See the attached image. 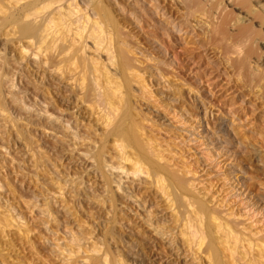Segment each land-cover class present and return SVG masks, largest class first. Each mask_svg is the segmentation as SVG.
I'll return each mask as SVG.
<instances>
[{
	"label": "rangeland",
	"instance_id": "obj_1",
	"mask_svg": "<svg viewBox=\"0 0 264 264\" xmlns=\"http://www.w3.org/2000/svg\"><path fill=\"white\" fill-rule=\"evenodd\" d=\"M18 1L19 0H16L14 3L12 0H0V69H3H1L0 72V85L2 87V90H0V98L2 100L0 104L4 107L2 108L5 109L4 112L1 113H7V118L10 117L12 120L14 119V122L11 121L12 123L9 122L11 120L10 118H8V120L10 119L9 121H5V127H1L2 129H0V132L4 129L2 131L3 134L1 135L0 133V137L3 136L4 139H6H0L3 144H8L10 146L6 145L9 147V150L11 149L9 152L12 153V156H15H13L14 158L17 157L20 161L26 162H24L26 168L32 163L34 166L36 165V170L33 165L27 169L33 168L35 172L38 171L36 172L38 175L37 177L41 181L42 179L44 182L46 181V184H49L51 181L52 184H55V182H64V184H66L68 180H71L72 178L74 179V176L78 183L81 181V184L76 182L72 184V186L67 183L69 186L66 188V193L67 195L69 194L67 200L71 202L69 203V205H71L70 207L73 206V217L75 216L74 218H76L80 224L83 223V226L87 225L85 228L89 227L90 230L92 229V233L96 235L95 237H97L98 240L100 239V243L103 241L104 244H102V247L106 246L104 248H110L113 253L118 250L115 254L123 261H126L124 262L126 264H185L176 250H171L163 241L156 239V237L152 236L146 229H144L141 223H139V220L132 215L133 213H131L132 211L134 212V210L136 212V207L133 204L124 201L119 192L113 190L112 187L110 188L109 184H104V176L102 177V174L100 173L101 171H99V166H96L95 158L98 153L96 150L99 151L103 148L102 150L106 153L109 149L108 146H111L109 143H112L111 139H113V137L111 134L107 135V129H105L106 132L103 130L105 127L102 128L103 125H101V123L104 118L103 116L98 118L99 112L96 113L98 108L97 106L95 108V105L92 104L94 103L93 101L98 100V97L95 98L92 92H88V90L92 89L93 82L95 83L98 78L99 81L97 80L96 82H98L99 87H102H97L99 88L97 95L99 94L98 96H100L101 91L103 90H108L107 93L109 94L110 90L112 95L114 93L113 97H115H110L111 94L108 95V99L111 103L116 98L122 99L118 101L115 100L117 104L119 103V106L122 105L120 107L118 106L119 110L120 108L123 109L121 111L126 110L125 112H119L120 114L127 113L126 117H128V120L125 118V121L126 123L127 121L129 122L126 125L133 124H131V126H133V131L138 134L136 135L139 136V139L141 138L140 140L138 139L140 145L146 147V143L153 142L155 144H150L154 145V148L157 147L158 150L160 149L156 154L159 155V158L163 157L158 160L155 157H153V159H156L158 163L160 161L162 163L164 162L163 164L166 166H163L167 168V170L163 168L161 162L159 165H161L165 171H170L167 174L168 176H165L166 172H163L162 169L161 175L163 176H160L165 179H160L162 182L160 181L158 184L162 186V191L165 189L164 193L166 195L169 193L168 197H172H169L171 200L170 203H176H171L174 207H172V212L180 214L183 208L181 207L183 206L181 202L182 198H184L183 200L186 199L187 202V199L189 198V202L191 200L190 204L193 203L192 206H196L198 202H205L204 205L206 204V209L208 208L207 210H210L211 212L219 209L217 205L220 200L225 199L226 201L227 199L228 204L227 201L226 204L229 207L226 205L227 210L225 209L224 211L233 212L236 215L240 212L241 208L244 207V211H247L250 216L252 214L251 217L256 218L257 221L260 219V224L264 223V220H262L264 219V0H71L74 5L76 4L78 11L81 10L78 12V17H80L78 21L85 24L88 22L87 25H89V27H93L94 25V27H99L100 25L99 28L102 27L100 30L104 31H102L103 35L106 33L104 35L105 37L102 36L100 39L99 45H102L104 42L105 46L108 44V51L111 53V58L109 59L111 61L108 60L109 62L105 59V52L102 54L103 51L101 49L102 47L104 49V44L102 47L98 46L100 50L95 52L92 50L93 48H89L93 46H91L92 43L88 38H85V40L83 39L85 41V46L83 45L84 41L76 38L78 42L81 40L80 42L82 43H80V45H83V49L82 46H78V42H76L78 44L74 41L75 44L70 42L75 38L73 39L66 35L64 36L65 39L61 37V39L59 38L61 42L65 41L63 44H61L59 40H57L55 44L57 45L58 43L59 45H64L66 43L67 46V43H71V45L73 44L72 46L70 45L72 49L68 44V49L65 45L62 46L63 48H58L57 45V47L47 50V47L49 48V45L47 44L49 42L51 43L50 39L55 35H53V33L46 35L47 37H50L48 40L43 33L46 29L53 31L52 23L57 21L56 16L52 15V17L55 18H52L51 20L47 15L49 21L52 22L51 26H49L50 24H48L49 21L47 22L46 15L44 16L46 19L43 18V15L47 13V10H45L47 9L46 6L43 7L44 3L46 4V2H44L46 0H42L43 2L41 0H33V5H31V0ZM16 2L19 5H16ZM10 4L12 7L16 5L14 8L11 7L12 10L10 9L13 16L10 14V11L7 10L9 9L8 6ZM27 7H32L36 11ZM25 8H27V10L30 9L31 13H33L31 15L28 14L29 12L27 13ZM3 11H8L9 13H7L10 16H4L6 13ZM81 12L87 19L85 17L81 18L83 17L82 14H79ZM22 13L30 15L32 18L37 16L36 22L34 21L35 23H33L37 27L39 25V28L43 27L45 22H47V24H45L46 29H44L45 26L40 28L41 30L38 28L40 32L44 29L42 35L46 41L44 39V43H42L44 47L43 49L40 48L42 47L41 42L43 40H38L42 37H40L41 34H39L40 32L36 29L37 27L34 29L36 30V34L39 32L37 36L35 35V31L33 34L29 33L32 38L28 34H21L20 25L23 23L24 18V14ZM37 13L41 16H38ZM4 17L6 19H9V17H15L14 20L18 22H16L17 25L15 22L12 23V18L9 20L11 22H7V20H5V22ZM42 18L45 21H43ZM40 19L44 24H41ZM55 19L56 21L54 22ZM34 24H31L32 27ZM48 26L51 28L48 29ZM6 29L8 31H6ZM38 35L40 36L38 37ZM26 36L28 37L26 38ZM221 36L223 37L221 38ZM107 37H109L110 41L107 40ZM68 38H71L72 40ZM62 39L64 40L62 41ZM36 41L37 44H34ZM38 41L40 43H38ZM45 43L47 47H45ZM109 43H111V46ZM55 44L53 45L51 43L50 48L55 46ZM225 44L226 46L232 45L234 47L235 45L238 47L240 54L238 55L239 59L238 57L236 58L237 54L235 55L232 53L234 51V49L231 50L232 46L231 48H228V50L230 49L232 51L229 50L232 53L230 54V52L227 51ZM73 46H75V48ZM76 46L79 48L81 47L82 50L76 51V48H78ZM44 49H46V51ZM85 49L87 50L85 51ZM92 51L95 53H92ZM121 52L123 53V56ZM125 52L128 60L126 59V56L124 57ZM81 53L85 56L81 55ZM92 55L94 57L91 58ZM122 57L124 58L122 59ZM129 57L130 59L132 58L131 61H129ZM233 58L237 59H234L235 63L233 62ZM95 60L97 62H95ZM238 60L241 61V64ZM127 62H131L129 63L130 68L128 66L131 71L129 69L126 71L128 65ZM236 62L239 64H236ZM91 63L94 66L98 63V70L97 68H94L93 65L91 66ZM137 63L139 65L141 64V66ZM123 65H125V68H123ZM131 65L135 66V69ZM89 67H92V69L89 70ZM141 68L144 69L142 70ZM132 69H134V72L136 73H132ZM92 70L94 74L98 71V75L95 74V76L92 72L89 73V71ZM101 71L108 73L103 75L104 73H101ZM126 72H130L132 77ZM89 74H91V76L93 75L96 80L93 81V77H89ZM135 74L139 77H136ZM3 75L4 77L1 79V76ZM102 76L106 80H104ZM4 78H6V80H4ZM159 78L161 81L166 80L165 82L168 84L169 82L171 83V86L169 84L170 87L167 85L169 89H179L175 91L180 92L181 103L180 101H170L172 99L164 97L159 93L156 86V81L157 79L159 81ZM142 79H145V82L142 81L144 85L140 84L142 83L140 81ZM2 81H7V84L11 83L13 85H7ZM138 81L140 82L138 83ZM154 81L156 83H154ZM109 82H113L112 85ZM114 83L115 86L113 85ZM2 84L7 88L5 89ZM95 85L97 84L95 83ZM108 86H114V91L111 90L113 87L110 89ZM11 88L12 92L10 93ZM105 91L101 94V99L95 102L96 105L101 106L103 103L102 106H104L105 103L108 104L109 101L107 102L104 99L108 97H105L107 95ZM91 97H94V100ZM10 98L13 99L11 100ZM102 99L103 101H101ZM191 99H193V101ZM14 100L17 101L15 102ZM12 101L14 102L12 103ZM97 102H99V104ZM122 102H126V105L122 104ZM21 103L22 107H25L26 110L24 108L21 109ZM193 103L198 105V118H196H201L200 123H202L200 126L195 125L194 127L195 133L193 138H195V146H197V148L194 146V143L193 145L190 143L187 144L188 141L186 140L190 137L188 136L187 131H185L187 126L192 125L190 123H192L194 119L193 111L195 110L194 108L196 107V104L194 105ZM16 104H19V107ZM123 105L126 108H122L124 107ZM181 107L185 108L187 111L185 112V110H181ZM2 108L0 107V109ZM33 108L36 112H34ZM36 109H39L40 111L44 109L46 110L44 112L47 114L44 113V115L43 112H40L44 115L41 116V114L38 113L39 110L37 111ZM9 113L11 114L9 115ZM47 115L56 117L58 120L56 118L54 119L60 123L58 122L57 124V122L54 123L50 121V119L48 120L47 118L50 116L48 117ZM51 119L54 120L53 118ZM174 119L178 121L181 120V122L183 121L185 123H183V127L186 128L179 129L176 125L177 121ZM7 122L9 123L8 126L10 129L8 126L6 128ZM10 124H12L11 126H13L14 129L11 128ZM59 124L60 126L63 125L62 127H69L68 129H70V127L74 128V131L77 132L73 131L74 134H77L76 138H81L83 141H85L84 139H87L86 141L90 144L89 148H86L85 146V149L83 144L76 143L74 145L71 144V142L68 143L70 140L68 139L69 141H67L66 134L60 129ZM140 132L141 134H139ZM79 135L80 137L78 138ZM146 137H149L148 139L151 141L149 142ZM142 138H144V141H142ZM158 142L161 143L159 144ZM70 144L72 146L74 145V148L71 147ZM77 144L78 148L75 149ZM81 145L83 146L81 147ZM198 146H200V148H198ZM71 148L72 151L70 150ZM161 149H163V151ZM80 152H82V156H84L83 153L85 152V157H82L81 154L79 155ZM162 152L164 155H160ZM131 153L132 152H128L127 154L132 160H134L135 157H138L137 155L135 156L136 153ZM76 154L79 155L81 159L77 157ZM152 156L154 155L150 154L148 157L152 160ZM86 158L87 160H85ZM149 158L148 161H151ZM205 158H211L210 160L214 165H210L209 167L207 164L210 160L208 159L209 161L207 160V162H205ZM137 159H139V157ZM163 159L165 160L163 161ZM142 161L140 160L142 163L141 166L148 170L150 168L149 163L145 162L146 165L144 161ZM83 162H85V164ZM90 162L95 164L92 166V171L87 169V164H90ZM148 166L149 168H147ZM81 167L83 170L84 168L87 169V171H83ZM170 173H174V176L175 173H177L175 177H177L179 181L182 179L183 182L181 181L180 188L179 184H174V179V181H169V178L174 177H169ZM67 175L70 176L68 177ZM224 177L228 178V184L224 183ZM77 178L80 181H78ZM51 183L49 185H51ZM48 184L47 186L49 187ZM182 186L185 189L181 190ZM229 191L232 195L229 194L226 197L225 194ZM170 192L172 193L170 194ZM178 192H180V194ZM185 193L187 196L184 195ZM180 196L182 198H180ZM176 197L178 200L180 199L179 201L181 203ZM155 198L156 197H153L150 193H148L146 197L152 205L155 204V210L163 213V204L159 203ZM194 201H197L196 205L194 204ZM74 213L76 215H74ZM259 223H256L257 227H251V230L252 228H262V224L260 225ZM204 224H207L206 226H208L209 223H206L205 221ZM213 226L214 225H211V228L208 227L211 230L214 228ZM214 229H212L209 234L211 235L209 236L211 237L210 239H213L212 243L216 246L214 250H216V248L218 249L215 251L216 260L214 258L215 256H213V259L219 263L221 261L220 264H223V262H225L224 264H230L231 262L228 260L229 256L227 254L230 245L228 247L226 243H223L221 239L224 238V235H220L219 233L221 232L219 231H216V233L213 232L215 231ZM236 232L238 234L239 231ZM219 235L222 238L219 239ZM238 235L240 243L238 242V244L235 245V256L241 258V253L243 254L241 251L247 246L242 249L241 246H243V244L245 246L246 243L241 244L240 239H243V237L240 238V233ZM209 237L207 236L208 239L205 240V243L202 241L204 244L198 246L200 250L198 248L195 250L197 255L196 259H198V261H195L199 262L196 264L216 263H214V260L211 258L212 256H210L211 252L209 249L205 248L207 247L205 245L207 244L206 242L209 240ZM232 241L231 238L229 242L232 243ZM242 242H246V240L243 239ZM227 244L229 243L227 242ZM226 246L228 248H225ZM239 248H241V250H239ZM246 249H248V247ZM251 250L252 249H250V251ZM252 251L250 254H248V252L246 256L249 257L253 254ZM199 253H202V255H199ZM253 255L255 262H264L262 261V258L259 260L260 257H258L256 253ZM257 257L258 261H256L257 259L255 260ZM239 261L240 259H238V262ZM248 262L254 264L252 260Z\"/></svg>",
	"mask_w": 264,
	"mask_h": 264
},
{
	"label": "bare ground",
	"instance_id": "obj_2",
	"mask_svg": "<svg viewBox=\"0 0 264 264\" xmlns=\"http://www.w3.org/2000/svg\"><path fill=\"white\" fill-rule=\"evenodd\" d=\"M16 1V0H15ZM15 1H13L12 0V2H14L15 3ZM27 1H30V0H27ZM36 1V0H35ZM42 1V0H41ZM18 2H21L20 0L18 1ZM23 2H25V1H23ZM22 2V3H23ZM31 2V5H33L32 3H33V0H31L30 1ZM30 2H29V4H30ZM43 2V1H42ZM44 2H46V4L44 3V6L43 7H45L46 6V8L47 9H45V10H47V13L46 14H44L43 15V18L44 19H46L45 17H47V15L49 16V18L52 20V18H55V17H52V15L53 16H56V19H57V21H56V19L54 20V22L55 23H52L51 21H49V18L47 17V22H48V24H50L49 26H51V23H52V25H53V31L52 30H47L46 29V25L45 24H47V22H45V24H44V22H42V20L40 19V22H41V24L43 23L44 25H43V27H44V29H46V30H44V33H43V30H42V32H40L39 30H38V28H39V25H38V27L37 26H35V22H36V17L37 16H35V17H31L30 15L33 13H31V10H35V9H33L34 8V6H33V8L31 7H27V8H30V9H28L27 10V8H25L26 9V12L28 13V14H30V15H28V14H26V13H22V14H24V18H23V23L20 25V32H21V34H28L29 35V33H32L33 34V32L35 31V35L37 36V34L39 33V34H41V36L40 35H38V37L40 36V37H42L41 39H38V40H43L42 42H41V44L42 43H44V39L45 38H43L44 36L42 35V33L46 36V35H48V34H52L53 33V35H55V36H53L52 37V39H50V37H47L46 36V38L48 39H50V41H51V43L54 45L56 42H57V40H59L60 41V43L61 44H63V42H65V41H63L65 38H64V36H66V35H68V36H70L71 38H75L74 40H72L71 38H68V39H71L72 41H70V42H78L77 40H76V38L77 39H81L82 41H84L85 40V38H88V40H90L91 41V43L93 44H91V46H93V47H89L90 49H92L93 51H95V52H97L98 50H100V48H98V46H101L102 47V45L105 43H103V41H104V35L106 34H104L103 35V30H100L101 28H99L100 27V25H99V27H89V25H87L88 24V22H86L87 24H85V23H82L81 21H78V19L80 18V17H78V12L79 11H81V10H79L78 11V8H76V4L74 5L73 4V2L71 1V0H46V1H44ZM5 3V2H4ZM7 3V2H6ZM11 3V2H10ZM21 3V4H22ZM36 3V2H35ZM3 4V3H2ZM18 3L16 2V5H17ZM25 4V3H24ZM41 4V3H40ZM43 4V3H42ZM6 5V4H5ZM14 5V4H13ZM16 5H14V6H16ZM19 5V4H18ZM74 5V6H73ZM4 6V5H3ZM14 6L12 7V5L10 4L8 7H9V9H7V10H9L10 11V9H11V7L12 8H14ZM25 6V5H24ZM27 6V5H26ZM29 6V5H28ZM19 7V6H18ZM24 8V7H23ZM23 8H21V9H23ZM41 8V7H40ZM2 9V8H1ZM20 9V10H21ZM37 9H39V8H37ZM5 10V9H4ZM12 10V9H11ZM30 10V11H29ZM98 10V9H97ZM22 11V10H21ZM36 11V10H35ZM2 12V11H1ZM4 12V11H3ZM8 12V11H7ZM7 12H4V13H6V14H4V16L6 15V17L9 15ZM25 12V11H24ZM44 12H46V11H44ZM36 13V12H35ZM38 13H40V12H38ZM37 13V14H38ZM2 14V13H1ZM10 14H12L11 13V11H10ZM80 15L82 14V12L81 13H79ZM17 15V14H16ZM46 15V16H45ZM102 15V14H101ZM3 16V15H2ZM10 16V15H9ZM12 16H13V14H12ZM18 16V15H17ZM21 16V15H20ZM20 16H19V18H20ZM38 16H41L40 14H38ZM45 16V17H44ZM51 16V17H50ZM82 16H83V14H82ZM16 17V16H15ZM14 17V18H15ZM29 17H31V18H29ZM86 18V16H83V17H81V18ZM2 18V17H1ZM5 18V17H4ZM3 18V19H4ZM11 18H12V20H11ZM9 17V19H4V21L5 20H7V22H11L12 21V23L13 22H17V21H15L14 20V18L13 17ZM42 18V19H43ZM99 18V17H98ZM16 19H17V17H16ZM43 19V21H45ZM87 19V18H86ZM106 19V18H105ZM110 19V18H109ZM9 20H11V21H9ZM84 20V19H83ZM204 20H206V19H204ZM1 21V20H0ZM35 21V22H34ZM97 21V20H96ZM6 22V21H5ZM34 22V23H33ZM4 23V22H3ZM14 23V24H15ZM18 23V22H17ZM17 23H16V25H17ZM113 23V22H112ZM9 24V23H8ZM7 24V25H8ZM19 24H20V20H19ZM31 24H34L33 25V27H32V25ZM114 24V23H113ZM3 25V24H2ZM1 25V26H2ZM16 25H15V27H16ZM93 25V24H92ZM112 25V24H111ZM49 26H48V29H50L49 28ZM35 27H37L36 29L39 31L37 34H36V30H34L35 29ZM43 27H40V28H43ZM2 28V27H1ZM6 28H8V27H6ZM11 28V27H10ZM13 28H14V26H13ZM18 28H19V25H18ZM39 28V29H40ZM115 29V28H114ZM12 30V29H11ZM18 30V29H17ZM41 30V29H40ZM6 31H8L7 29H6ZM14 31V30H13ZM103 31V32H102ZM215 31V30H214ZM244 31H245V29H244ZM11 32V31H10ZM218 32V31H217ZM216 32V33H217ZM13 33V32H12ZM18 33H19V31H18ZM55 33V34H54ZM221 34V33H220ZM10 35V34H9ZM62 35H63V37H62ZM108 35V34H107ZM106 35V36H107ZM218 35V34H217ZM16 36V35H15ZM21 36V35H20ZM29 36H31V35H29ZM102 36H104L103 37V41H102V45H99L100 43V39L102 38ZM22 37V36H21ZM28 36H26V38H27ZM64 38V39H62V41L63 42H61V38ZM223 36H221V38H222ZM31 38H32V36H31ZM60 38V39H59ZM67 38V37H66ZM90 38V39H89ZM30 39V38H29ZM36 39H37V37H36ZM48 39V40H49ZM68 39H66V40H68ZM84 39V40H83ZM112 39V38H111ZM220 39V38H219ZM76 40V41H75ZM81 40H79V45L78 46H82V49H83V45L85 44V41H84V43H83V45L81 44L80 45V43H82V42H80ZM87 40V39H86ZM107 40H109L110 41V39H109V37H107ZM186 40V39H185ZM45 41H46V39H45ZM218 41V40H217ZM31 42V41H30ZM29 42V43H30ZM48 42V41H47ZM46 42V43H47ZM73 42V43H74ZM107 42V41H106ZM113 42V41H112ZM38 43H40L39 41H38ZM46 43L44 44L45 45V47H47L46 46ZM50 42L47 44V45H49V48L47 47V50L48 49H53V48H55V47H57V45H58V48L59 47H62V46H64L65 45V47H67L68 46V44L69 43H67V46H66V43L64 44V45H59L58 43H57V45L55 44V46H53V45H51V46H53L52 48H50V44H51ZM74 43V44H75ZM78 43H76V44H78ZM18 44V43H17ZM33 44V43H32ZM34 44H37V41H36V43H34ZM107 44V43H106ZM110 44V46H111V43H109ZM190 44V43H189ZM71 45V43L69 44V46ZM73 45V44H72ZM71 45V46H72ZM18 46V45H17ZM38 46V45H37ZM70 46V47H71ZM78 46H76V47H78ZM85 46V45H84ZM104 46H105V44H104ZM124 46V45H123ZM122 46V47H123ZM221 46V45H220ZM225 46H226V44H225ZM232 46V45H231ZM231 46L229 45V46H226L227 47V51H229L228 50V48L230 47L231 48ZM22 47V46H21ZM74 48H75V46H73ZM86 47H87V45H86ZM234 47H236V48H234ZM234 47L232 46V49L231 50H233L234 49V51L232 52L231 50V52L232 53H234L235 55H236V58L238 57V55H240L239 54V50H238V47L237 46H235L234 45ZM40 48H44L43 47V44H42V47H40ZM58 48H56V49H58ZM63 48V47H62ZM73 48V49H74ZM125 48V47H124ZM21 49H23V48H21ZM25 49V48H24ZM67 49H68V47H67ZM70 49V48H69ZM71 49H72V47H71ZM81 49V47L79 48H76V51L77 50H82ZM90 49H88V50H90ZM111 49V48H110ZM115 49V48H114ZM120 49V48H119ZM223 49H224V47H223ZM34 50V49H33ZM45 51H46V49H44ZM87 49H85V51H86ZM103 52H102V54L105 52V59H107V61L111 58L110 56H111V53H109V48H108V44L104 47V49H103V47H102V49H101ZM226 50V49H225ZM21 51V50H20ZM42 51V50H41ZM84 51V52H85ZM92 51V53H95V52H93ZM115 51V50H114ZM127 51H129V50H127ZM192 51V50H191ZM229 51V52H230ZM78 52H81V51H78ZM89 52V51H88ZM99 52H101V51H99ZM230 52V54H232ZM23 53H24V51H23ZM83 53V52H82ZM81 53V55H83ZM86 53V52H85ZM91 53V52H90ZM90 53H88V54H90ZM122 53V52H121ZM225 53H227V52H225ZM44 54V53H43ZM51 54V53H50ZM98 54V53H97ZM125 55H124V57L126 56V59L128 60V58H127V55H126V52L124 53ZM227 54H229V53H227ZM233 54V55H234ZM27 55V54H26ZM45 55H47V54H45ZM49 55V54H48ZM103 55V56H104ZM233 55H232V57H233ZM34 56H35V54H34ZM42 56V55H41ZM83 56H85V55H83ZM99 56V55H98ZM101 56V55H100ZM122 56H123V53H122ZM131 56V55H130ZM189 56V55H188ZM61 57V56H60ZM92 57H94L93 55L91 56V58ZM97 57V56H96ZM124 57H122V59L124 58ZM231 57V56H230ZM32 58V57H31ZM34 58V57H33ZM37 58V57H36ZM65 58V57H64ZM115 58V57H114ZM146 58V57H145ZM87 59V58H86ZM89 59V58H88ZM97 59V58H96ZM121 59V58H120ZM125 59V60H126ZM132 59V58H131ZM131 59H130V57H129V61H131ZM134 59V58H133ZM235 58H233V60H234ZM238 59H239V57H238ZM35 60V59H34ZM228 60V59H227ZM235 60H237V59H235ZM235 60L233 61L234 63H235ZM79 61V60H78ZM97 61H98V59H97ZM96 60H95V62H97ZM109 61H111V60H109ZM108 61V62H109ZM121 61H124V60H121ZM203 61V60H202ZM231 61H232V58H231ZM239 62H240V64H241V61L240 60H238ZM92 62V61H91ZM104 62V61H103ZM116 62H118V61H116ZM136 62V61H135ZM140 62V61H139ZM7 63V62H6ZM93 63V62H92ZM90 64L91 66L93 65V64ZM105 63V62H104ZM128 63V65H127V69H126V71L130 68V66H129V63H131V62H127ZM126 63V64H127ZM38 64V63H37ZM45 64V63H44ZM109 64V63H108ZM119 64V63H118ZM121 64H124V63H121ZM120 64V65H121ZM138 64V63H137ZM236 64H239L238 62H236ZM243 64V63H242ZM98 65V63L96 64V66ZM110 65V64H109ZM108 65V66H109ZM112 65V64H111ZM119 65V66H120ZM139 65V64H138ZM45 66V65H44ZM94 66V65H93ZM96 66H94V68H97V70H98V66L96 67ZM125 65H123V68H125L124 67ZM128 66H129V68H128ZM133 68L135 67V66H133V65H131ZM139 66H141V64L139 65ZM1 67V66H0ZM122 67V66H121ZM120 67V68H121ZM136 67H137V65H136ZM40 68V67H39ZM68 68V67H67ZM73 68V67H72ZM90 69L89 70H91L92 69V67H89ZM93 68V69H94ZM138 68V67H137ZM137 68H136V70H137ZM140 68V67H139ZM2 69V68H1ZM1 69H0V72H1ZM100 69V68H99ZM135 69V68H134ZM134 69H132L133 71H132V73L134 72ZM142 69V68H141ZM144 69V68H143ZM142 69V70H143ZM158 69V68H157ZM3 70V69H2ZM102 70H104V69H102ZM125 70V69H124ZM130 70V69H129ZM135 70V71H136ZM44 71V70H43ZM72 71V70H71ZM122 71V70H121ZM131 71V70H130ZM90 72H92L93 73V70L92 71H89V73ZM95 72V71H94ZM98 72V71H97ZM97 72H95V74L96 75H98V73ZM104 73L103 75H105V73L107 74L108 72H105V71H101V73ZM144 72V71H143ZM142 72V73H143ZM91 73V74H92ZM126 73H128V72H126ZM134 73H136V72H134ZM138 73V72H137ZM140 73V72H139ZM91 74H89V77L91 76ZM94 74V73H93ZM94 74V75H95ZM128 74H130V72L128 73ZM8 75V74H7ZM95 75V76H96ZM114 75H116V74H114ZM117 75H119V74H117ZM121 75V74H120ZM122 75H123V73H122ZM131 75V74H130ZM5 76H6V73H5ZM73 76V75H72ZM108 76V75H107ZM110 76V75H109ZM133 76H134V74H133ZM135 76L137 77L138 75L137 74H135ZM209 76V75H208ZM3 77H4V75L3 76H1V79H3ZM91 77H93V75L91 76ZM98 77H101V76H98ZM103 77V76H102ZM128 77V76H127ZM131 77H132V75H131ZM139 77V76H138ZM142 77V76H141ZM144 77V76H143ZM7 78V77H6ZM6 78H4V80H6ZM9 78V77H8ZM104 78V77H103ZM106 78H108V77H106ZM92 79V78H91ZM99 79V78H98ZM97 79V80H98ZM123 79V78H122ZM125 79V78H124ZM160 79V78H159ZM8 80V79H7ZM96 80V78L94 79V77H93V81H95ZM96 80V81H97ZM104 80H106L105 78H104ZM109 80V79H108ZM107 80V81H108ZM128 80H129V78H128ZM131 80V79H130ZM139 80V79H138ZM145 80V79H144ZM143 79L142 80H140L141 82L142 81H144ZM163 80V79H162ZM67 81V80H66ZM92 81V80H91ZM92 81V82H93ZM95 81V83L98 85V82H96ZM99 81V80H98ZM140 81H138V83L140 82ZM166 80H164V81H161V79L158 81V79H157V83L154 81V83H156V86H157V89H158V91H159V93L162 95V96H164V97H167V98H169V99H172V100H170V101H174V102H179L180 100H181V95L179 94L180 92L178 91H175V90H179V89H175V88H173L174 90H172V89H169V87L171 86V83L169 82V84H170V86H169V84L168 83H166L165 82ZM169 81V80H168ZM2 82H5V81H2ZM7 82V81H6ZM5 82V84H7ZM110 82H111V80H110ZM109 82V83H110ZM114 82V81H113ZM112 82V83H113ZM116 82V81H115ZM145 82V81H144ZM1 83V82H0ZM95 83L93 82V87H92V89L91 90H88V92H92L93 93V95H94V97L95 98H97L98 100L99 99H101V94H103V91H105V90H103V91H101V89H100V91H101V94H100V96H98L97 95V93L99 92L98 91V89L99 88H101V87H99V85L97 86V85H95ZM108 83V84H109ZM112 83H110L111 85H112ZM122 83V82H121ZM120 83V84H121ZM153 83V82H152ZM11 83H8L7 85H10ZM119 84V83H118ZM129 84V83H128ZM140 84H143V82L142 83H140ZM139 84V85H140ZM180 84V83H179ZM11 85H13V84H11ZM29 85V84H28ZM101 85V84H100ZM105 85V84H104ZM110 85V86H111ZM114 86H115V83L113 84ZM144 85V84H143ZM155 85V84H154ZM169 87H168V86ZM2 86L4 87V85L2 84ZM84 86V85H83ZM86 86V85H85ZM110 86H108V87H110ZM114 86H112L113 87V89H111L112 87H110V89L112 90V91H114ZM117 86V85H116ZM120 86V85H119ZM9 87V86H8ZM97 87H99V88H97ZM104 87V86H103ZM106 87V86H105ZM118 87V86H117ZM138 87V86H137ZM139 87H141V86H139ZM145 87H146V85H145ZM2 87H1V85H0V90H2L1 89ZM5 89L7 88V87H4ZM21 88V87H20ZM82 88V87H81ZM144 88V87H143ZM143 88H141L142 90H144ZM172 88V87H171ZM106 89H107V87H106ZM140 89V90H141ZM8 90H10V89H8ZM127 90V89H126ZM145 90H147V89H145ZM154 90V89H153ZM175 91V92H174ZM188 91V90H187ZM12 92V88H11V90H10V93ZM16 92V91H15ZM108 92V90H106L105 91V93H107ZM109 94H111V91L109 90ZM117 92V91H116ZM116 92H115V96H116ZM105 93H104V95H105ZM113 93V92H112ZM145 93V92H144ZM144 93H142V94H144ZM151 93V92H150ZM5 94V93H4ZM20 94V93H19ZM79 94V93H78ZM77 94V95H78ZM87 94V93H86ZM108 93H107V95L105 96V97H107L108 95H109ZM91 95V94H90ZM89 95V96H90ZM92 95V96H93ZM113 95H114V93H113ZM113 95L111 94L110 95V97H113ZM155 95V94H154ZM197 95V94H196ZM195 95V96H196ZM10 96H11V94H10ZM41 96V95H40ZM85 96V95H84ZM118 96V95H117ZM121 96V95H120ZM159 96V95H158ZM1 97H3V96H1ZM12 97V96H11ZM94 97H91V98H93V100H94ZM124 97V96H123ZM130 97V96H129ZM163 97V98H164ZM5 98V97H4ZM14 98V97H13ZM13 98H10L11 100L13 99ZM77 98V97H76ZM90 98V99H91ZM102 98H104V97H102ZM109 96L107 97V98H104L107 102L109 101ZM113 98H115V97H113ZM113 98H111V99H113ZM118 98H120V97H118ZM141 98V97H140ZM16 99V98H15ZM132 99V98H131ZM142 99V98H141ZM161 99H162V97H161ZM194 99V98H193ZM193 99H191L192 101H193ZM92 100V99H91ZM98 100H96V101H98ZM104 100V101H105ZM114 100V99H113ZM115 100H122V99H115ZM114 100V101H115ZM125 100V99H124ZM146 100V99H145ZM158 100V99H157ZM190 100V101H191ZM1 98H0V103H1ZM15 101V100H14ZM14 101H12V103L14 102ZM17 101V100H16ZM15 101V102H16ZM96 101H93L94 103H92L93 105H95V108H96V106H97V112L96 113H98L99 114V116H98V118H100V116H103V121H102V123H101V125H103L102 126V128L103 127H105L103 130L105 131V129H107V131L108 132H106L107 133V135H112V137H113V139H111V141H112V143H109L111 146H108L109 147V149H111V150H109L108 149V153L106 154L105 153V151H103L102 149H100L99 151L98 150H96L98 153L96 154V166L98 165L99 166V171H101L100 173L102 174V177L104 178V184H109L110 186V188L112 187V189L113 190H115V191H117V192H119V194H120V196L122 197V199L124 200V201H126V202H128V203H130V204H133L135 207H136V212H135V210H134V212L132 211L131 213H133L132 215H134L135 217H136V219H138L139 220V223H141V225L144 227V229H146L152 236H154V237H156V239H159V240H161V241H163L171 250H176V252L181 256V258L183 259V262L185 263V264H196V263H199V262H197L198 261V259H196V257H197V255H196V251L195 250H197V248L200 250V248L198 247L199 245H201V244H204L205 243V240L206 239H208L207 238V236L209 237V236H211V235H209L210 234V232H211V230L212 229H214L215 231H213V232H215L216 233V231H219V232H221V233H219L220 235L221 234H223L224 236V238H222V237H220V235H219V239L220 238H222L221 240H222V242L223 243H226V245H228V247H229V245H230V249L226 246L225 248H228V252H227V254H228V260H230V264H240V262H241V264L243 263V264H252L251 262H248V261H250V260H252V262L254 263V264H264V262H255L254 261V253H256V255L258 256V257H260L259 258V260L262 258V261H264L263 259H264V223L262 224V228H256V229H253L254 228V226L255 227H257L256 225V223L258 222L259 223V221H260V219H258V221H257V219L256 218H253V217H251L252 216V214H251V216H250V214H248L247 213V211H244V207L243 208H241V210H240V212L238 213V214H234L233 212H229V211H224L225 209L227 210V204H228V201H227V199H226V201H227V204H226V201H225V199H222V200H220V202L218 203V207H219V209L217 210V211H214L213 210V212H215V213H213V212H211L210 210L208 211L207 209H206V207H205V205H204V203L203 202H198L197 203V205H196V202L194 201V204L196 205V206H192V204H190L191 203V200H190V202H189V198L188 197H186V198H188L187 200H188V202L186 201V199L185 200H183L184 198H182L181 196H180V198H182L181 199V202H182V205L183 206H181V207H183L182 208V210H181V212H180V214H176V212H172V209L174 208L173 207V203L174 202H171L170 203V199H169V197H168V195H169V193H168V195H166L164 192H165V189H164V191H162V186H160L158 183L161 181V180H163V179H165V178H161V176H163V175H161L162 174V169L163 168H165L164 166H166V165H164L161 161V163H162V166H163V168H162V166L161 165H159L160 164V162L158 163V161H156V159L158 160V159H161V158H159V155L158 154H156V152L158 153V151L160 150H158V148L157 147H155L154 148V145H151V144H155V143H153V142H150L151 140H149L147 137V139L149 140V142L151 143H146V147L144 146V147H142L141 145H140V142H139V140L141 139H139L138 137L139 136H137L138 134L137 133H135V131H133V126H131V124L130 125H126L129 121H127V123H126V121H125V118H126V120H128V117H126V115H127V113H121L120 114V112L119 111H121V110H123V109H121L120 108V110H119V108H118V104H117V102L115 101H113L112 103H111V101H109L108 102V104H104V106H102V104H101V106L100 105H96ZM101 101H103V99L101 100ZM105 101V102H106ZM169 101V102H170ZM194 101H195V99H194ZM11 102V101H10ZM120 102V101H119ZM127 102V101H126ZM125 102V103H126ZM153 102H155V101H153ZM163 102V101H162ZM197 102V101H196ZM98 104H99V102H97ZM121 103V102H120ZM125 103H123L122 102V104H125ZM128 103V102H127ZM166 103V102H165ZM180 103H181V101H180ZM187 103V102H186ZM2 104H3V102H2ZM117 104V105H116ZM154 104V103H153ZM182 104H183V101H182ZM192 104V103H191ZM190 104V105H191ZM194 104V103H193ZM196 104V103H195ZM194 104V105H195ZM16 105H18V107H19V104H16ZM21 105V107H22V103L20 104ZM126 105V104H125ZM193 105V106H194ZM211 105V104H210ZM15 106V105H14ZM26 106V105H25ZM27 106H29V105H27ZM120 106H122V105H120ZM119 106V107H120ZM124 106V105H123ZM132 106V105H131ZM184 106V105H183ZM193 106H191V107H193ZM196 106V107H195ZM194 107V113H193V115H194V119H193V121H192V123H190V124H192L191 126L189 125V126H187V129H185L183 126V121L181 122V120H176V119H174L175 121H177V127L179 128V129H185V131H187V133H188V136L190 137L188 140H186V141H188V143L187 144H192L193 145V143H194V146H195V138H193V135H194V127H195V125L197 126V125H201L202 123H200V119H197L198 118V114H197V110H198V105L196 104ZM0 107L2 108L3 106H1V104H0ZM30 107V106H29ZM28 107V108H29ZM185 107V106H184ZM4 108V107H3ZM0 109V121H1V123H0V129H2L1 127H5V121H9L11 118L10 117H8V118H10L9 120H8V118H7V113L5 114V113H1V112H4V110L5 109ZM25 109V107H22L21 109ZM122 108H126L125 106L124 107H122ZM166 108V107H165ZM182 108V107H181ZM134 109V108H133ZM187 109V108H186ZM189 109V108H188ZM26 110V109H25ZM29 110H31V109H29ZM33 110H34V108H33ZM37 110V109H36ZM39 110V109H38ZM37 110V111H38ZM96 110V109H95ZM125 110V109H124ZM181 110H185V108H182ZM191 110V109H190ZM190 110H188V111H190ZM6 111H7V109H6ZM18 111V110H17ZM44 111H46V110H42V111H40L39 110V114H41L40 112H43V114L44 113H46V112H44ZM126 111V110H125ZM125 111H121V112H125ZM129 111V110H128ZM135 111V110H134ZM139 111V110H138ZM187 110H185V112H186ZM192 111V110H191ZM21 112V111H20ZM34 112H36L35 110H34ZM33 112V113H34ZM22 113V112H21ZM25 113V112H24ZM38 113H36L37 115H39ZM137 113V112H136ZM164 113V112H163ZM6 116H5V115ZM11 113H9V115H10ZM43 114H41V116L43 115ZM47 114V113H46ZM49 114V113H48ZM203 114H205V113H203ZM19 115V114H18ZM45 115V114H44ZM43 115V116H44ZM131 115V114H130ZM138 115V114H137ZM182 115V114H181ZM217 115V114H216ZM48 117L50 116V115H47ZM59 116V115H58ZM19 117V116H18ZM27 117V116H26ZM46 117V116H45ZM136 117V116H135ZM178 117V116H177ZM197 117V118H196ZM204 117V116H203ZM47 118V117H46ZM51 118H56V117H49V118H47L48 120L50 119V121H52V122H54V123H56L57 122V120H52ZM68 119V118H67ZM133 119V118H132ZM188 119V118H187ZM204 119V118H203ZM14 120V119H13ZM12 119L9 121L10 123H12V122H14ZM17 120V119H16ZM101 120H102V117H101ZM12 121V122H11ZM49 121V122H50ZM98 121V120H97ZM18 122V121H17ZM51 122V123H52ZM59 122V121H58ZM58 122H57V124H58ZM68 122V121H67ZM99 122V121H98ZM167 122V121H166ZM190 122H191V120H190ZM20 123V122H19ZM60 123V122H59ZM64 123V122H63ZM104 123V124H103ZM163 123V122H162ZM8 122H7V125H6V128H7V126H8ZM14 124V123H13ZM57 124H55V125H57ZM62 124V123H61ZM185 124V123H184ZM12 124H10V126H11ZM49 125V124H48ZM133 125V124H132ZM18 126V125H17ZM25 126V125H24ZM63 125H61L60 126V124H59V127H60V129L61 130H63V132L66 134H64L65 136H66V138H67V141H69L68 143H70L71 142V144H76V143H78V144H83L84 145V148H85V146H86V148H89V146H90V144L88 143V141H86L87 139H84L85 141H83V140H81V138L80 139H77L76 137H77V132L76 131H74V128H71L70 127V129H68L69 127H62ZM138 126V125H137ZM140 126V125H139ZM149 126V125H148ZM20 127V126H19ZM48 127V126H47ZM55 127V126H54ZM73 127V126H72ZM143 127V126H142ZM203 127V126H202ZM8 128L10 129V127L8 126ZM11 128H13V126H11ZM100 128V127H99ZM14 129V128H13ZM16 129V128H15ZM72 129V130H71ZM77 129V128H76ZM75 129V130H76ZM4 130V129H3ZM2 130V131H3ZM18 130V129H17ZM135 130V129H134ZM142 130V129H141ZM198 130V129H197ZM0 132L1 133V135L3 134V132ZM13 131V130H12ZM19 131V130H18ZM21 131V130H20ZM48 131V130H47ZM54 131V130H53ZM57 131V130H56ZM76 132L75 134H74V132ZM81 131V130H80ZM138 131V130H137ZM140 131V130H139ZM166 131V130H165ZM180 131V130H179ZM9 132V131H8ZM58 132V131H57ZM62 132V131H61ZM145 132V131H144ZM5 133V132H4ZM17 133V132H16ZM53 133V132H52ZM81 133V132H80ZM105 133V134H106ZM109 133V134H108ZM166 133V132H165ZM7 134V133H6ZM12 134V133H11ZM22 134V133H21ZM63 134V133H62ZM83 134V133H82ZM104 134V135H105ZM137 134V135H136ZM139 134H141V132L139 133ZM0 135V136H1ZM58 135V134H57ZM60 135V134H59ZM76 135V136H75ZM146 135V134H145ZM147 135H148V133H147ZM146 135V136H147ZM14 136V135H13ZM16 136V135H15ZM20 136V135H19ZM25 136V135H24ZM64 136V137H65ZM141 136V135H140ZM142 136H143V134H142ZM187 136V137H188ZM59 137V136H58ZM80 137V135L78 136V138ZM110 137V136H109ZM145 137V136H144ZM153 137H154V135H153ZM0 138H2V140L4 139V137L2 136V137H0ZM60 138H61V136H60ZM84 138V137H83ZM82 138V139H83ZM6 139V138H5ZM4 139V140H5ZM19 139V138H18ZM69 139V140H68ZM101 139V138H100ZM139 139V140H138ZM143 140L142 141H144V138H142ZM2 140L0 139V264H126V263H124V262H126V261H123L122 259H120L115 253L118 251H116L115 253H113L112 252V250H110V248H104V247H106V246H104V247H102V244H104L103 243V241L100 243V239L98 240V238L97 237H95L96 235H94L92 232L93 231H91L90 230V228L88 229V228H85L86 226H83V223L82 224H80V222H78L77 220H76V218H74L73 217V206L72 207H70L71 205H69V203H71L69 200H67V196L69 195H67V190H66V188L67 187H69L68 185H67V183L70 185V186H72V184H74V183H76L77 181H76V178H75V176H74V179L72 178L71 180H68V182L66 183V184H64V182L63 183H56L55 181V184H52L51 182V185H49L48 183V185H49V187L47 186V184H46V181L44 182L43 181V179H42V181L37 177L38 175L36 174V172H38V171H34V169L36 170V168H35V166L33 165V163L29 166V167H31L32 165L34 166V169L32 168H30V169H27V168H29V167H27L26 168V165H25V161H20L19 160V158H14L11 154L12 153H10L9 151L11 150H9V145L8 144H6V145H8V146H6L5 144H3L2 143ZM64 140V139H63ZM89 140V139H88ZM148 140H146V141H148ZM153 140V139H152ZM167 140V139H166ZM197 140V139H196ZM8 141V140H7ZM11 141V140H10ZM106 141V140H105ZM110 141V140H109ZM145 141V142H146ZM198 141V140H197ZM25 142V141H24ZM91 142V141H90ZM95 142V141H94ZM100 142V141H99ZM183 142V141H182ZM200 142V141H199ZM27 143V142H26ZM29 143V142H28ZM159 143V142H158ZM161 143V142H160ZM159 143V144H160ZM18 144V143H17ZM70 144V145H71ZM78 144H77V147H75V149L76 148H78ZM91 144H93V143H91ZM105 144V143H104ZM108 144V145H109ZM141 144H144V143H141ZM200 144V143H199ZM207 144V143H206ZM205 144V145H206ZM211 144V143H210ZM13 145H15V144H13ZM74 145L72 146L71 145V147H73L74 148ZM83 145H81V147L83 146ZM101 145V144H100ZM191 145V146H192ZM80 146V145H79ZM88 146V147H87ZM165 146H166V144H165ZM103 147H105V146H103ZM159 147V146H158ZM161 147V146H160ZM174 147V146H173ZM189 147H190V145H189ZM193 147V146H192ZM196 148H197V146H195ZM203 147V146H202ZM85 148V149H86ZM92 148V147H91ZM101 148V147H100ZM166 148V147H165ZM195 148V149H196ZM198 148H200V146H198ZM205 148V147H204ZM23 149H25V148H23ZM28 149V148H27ZM167 149V148H166ZM209 149V148H208ZM19 150V149H18ZM33 150V149H32ZM71 151H72V148L70 149ZM84 150V149H83ZM90 150V149H89ZM162 151H163V149H161ZM37 151V150H36ZM68 151V150H67ZM78 151V150H77ZM85 151V150H84ZM167 151V150H166ZM210 151V150H209ZM25 152V151H24ZM74 152V151H73ZM89 152V151H88ZM91 152V151H90ZM94 152V151H93ZM130 153V152H132L131 154H135V156L137 155L138 157H139V159L142 161H144V163L145 162H147V163H149V166H150V168H149V166L147 167V168H149L148 170L147 169H144L142 166H141V162H140V160L139 159H137L138 157H135L134 158V160H132L130 157H129V155L127 154V153ZM17 153V152H16ZM72 153V152H71ZM76 153V152H75ZM78 153V152H77ZM82 152H80L79 153V155L81 154ZM85 153V152H84ZM83 153V155L84 156H82V154H81V156L82 157H85V154ZM31 154V153H30ZM70 154V153H69ZM74 154V153H73ZM94 154V153H93ZM92 154V155H93ZM150 154L152 155H154V156H152V160H151V158H149L148 156H150ZM161 154H163L164 155V153L162 152V153H160V155ZM18 155V154H17ZM34 155V154H33ZM79 155H77L76 154V156L77 157H79ZM211 155H212V153H211ZM218 155V154H217ZM25 156V155H24ZM28 156V155H27ZM35 156V155H34ZM71 156V155H70ZM75 156V157H76ZM131 156V155H130ZM133 156V155H132ZM204 156V155H203ZM36 157V156H35ZM38 157V156H37ZM74 157V158H75ZM153 157H155L156 159H153ZM212 157V156H211ZM22 158H23V156H22ZM38 158H40V157H38ZM80 158V157H79ZM148 158L151 160V161H148ZM30 159V158H29ZM36 159V158H35ZM81 159V158H80ZM89 159V158H88ZM209 160L211 159V158H208ZM207 158H205V162H207V160H208ZM38 160V159H37ZM85 160H87V158L85 159ZM165 159H163V161H164ZM208 160V161H209ZM28 161V160H27ZM43 161V160H42ZM90 161V160H89ZM89 161H87V162H89ZM142 161V162H143ZM25 162V163H24ZM37 162V161H36ZM92 162H94V161H92ZM92 162H90V164L88 163L87 164V166H88V168L87 169H89V170H91L92 169V166H94L95 164L94 163H92ZM166 162V161H165ZM84 164H85V162H83ZM92 163V164H91ZM143 163V164H144ZM168 163V162H167ZM204 163V162H203ZM29 164V163H28ZM94 164V165H93ZM146 164V163H145ZM206 164V163H205ZM147 165V164H146ZM207 165H209V167H210V165H214V164H212V162H211V160L209 161V163L207 164ZM39 166V165H38ZM95 166V167H96ZM145 166V165H144ZM216 166V165H215ZM85 167V166H84ZM169 167V166H168ZM208 167V168H209ZM39 168V167H38ZM37 168V169H38ZM94 168V167H93ZM98 168V167H97ZM97 168H95V169H97ZM58 169V168H57ZM81 169H82V167H81ZM87 169H85L84 168V170L83 171H87ZM88 170V171H89ZM98 170V169H97ZM165 170H167V168H165ZM164 169H163V172L165 171ZM211 170V169H210ZM46 171H47V169H46ZM57 171V170H56ZM80 171V170H79ZM92 171V170H91ZM61 172V171H60ZM161 172V173H160ZM166 173H165V176L170 172H167V171H165ZM44 173H45V171H44ZM92 173V172H91ZM184 173V172H183ZM185 173H187V172H185ZM43 174V173H42ZM47 174V173H46ZM74 174V173H73ZM174 173H170V175H169V177L170 176H174L173 175ZM176 174L177 173H175V176H176ZM188 174V173H187ZM190 174V173H189ZM193 175H195L194 173H192ZM40 175V174H39ZM49 175V174H48ZM57 175V174H56ZM79 175V174H78ZM161 175V176H160ZM54 176V175H53ZM68 176V175H67ZM70 176V175H69ZM68 176V177H69ZM73 176V175H72ZM168 176V175H167ZM171 177V178H169V181L170 180H172V181H174L175 180V182H174V184L176 185V184H179L180 186H179V188L181 187V183L183 182L182 181V179H181V181H179L178 179H177V177ZM177 176H179V175H177ZM182 176V175H181ZM183 176H184V174H183ZM189 176V175H188ZM57 177V176H56ZM79 177V176H78ZM100 177V176H99ZM194 177V176H193ZM59 178V177H58ZM183 178V177H182ZM225 178V177H224ZM224 178H223V181H224V183L225 184H228V178H225V180H224ZM52 179V178H51ZM50 179V180H51ZM56 179V178H55ZM54 179V180H55ZM161 179V180H160ZM166 179H168V178H166ZM174 179V180H173ZM187 179V178H186ZM44 180H45V178H44ZM49 180V181H50ZM64 180V179H63ZM77 180H78V178H77ZM60 181V180H59ZM65 181V180H64ZM78 181H80V180H78ZM102 181V180H101ZM100 181V182H101ZM171 181V182H172ZM193 181V180H192ZM200 181V180H199ZM66 182V181H65ZM81 182V181H80ZM78 183V184H81V183ZM86 182H89V181H86ZM162 182V181H161ZM170 182V183H171ZM189 182V181H188ZM94 183V182H93ZM166 183V182H165ZM169 183V184H170ZM184 183H185V181H184ZM77 184V185H78ZM88 184V183H87ZM102 184V183H101ZM171 184H173V183H171ZM223 184V183H222ZM65 185H67V186H65ZM76 185V184H75ZM183 185H185V184H183ZM230 185V184H229ZM79 186V185H78ZM103 186V185H102ZM167 186V185H166ZM228 186V185H227ZM231 186V185H230ZM105 187V186H104ZM107 187V186H106ZM169 187V186H168ZM178 187V186H177ZM185 187V186H184ZM163 188H164V186H163ZM178 188V189H179ZM88 189V188H87ZM108 189V188H107ZM172 189V188H171ZM183 189H185V188H183V186H182V189L181 190H183ZM189 189V188H188ZM220 189V188H219ZM230 189V188H229ZM101 190V189H100ZM111 190V189H110ZM224 190V189H223ZM74 191V190H73ZM238 191V190H237ZM110 192V191H109ZM182 192V191H181ZM188 192V191H187ZM192 192V191H191ZM103 193V192H102ZM106 193V192H105ZM113 193V192H112ZM148 193H150L151 195H153V197H156L155 199H157V201H159V203H162L163 205V209H164V212L163 213H161L160 211V213L158 212V210H155V204H151L150 202H149V199L147 200L146 199V197H147V195H148ZM172 192H170V194H171ZM179 194H180V192H178ZM182 193H184V192H182ZM189 193V192H188ZM236 193V192H235ZM88 194V193H87ZM117 194V193H116ZM190 194V193H189ZM225 194V193H224ZM232 195L231 193H230V191L229 192H227L226 194H225V196L227 197L228 195ZM155 195V196H154ZM184 195H186V193L184 194ZM205 195V194H204ZM110 196V195H109ZM174 196V195H173ZM187 196V195H186ZM192 196V195H191ZM73 197V196H72ZM175 197V196H174ZM225 197V198H226ZM71 198V197H70ZM75 198V197H74ZM98 198H100V197H98ZM170 198H172V197H170ZM177 198V197H176ZM233 198V197H232ZM110 199V198H109ZM151 199H152V197H151ZM214 199V198H213ZM243 199V198H242ZM175 200V199H174ZM177 200H178V198H177ZM180 200V199H179ZM178 200V201H179ZM194 200V199H193ZM207 200V199H206ZM69 201V202H68ZM97 201V200H96ZM110 201V200H109ZM108 201V202H109ZM111 201H112V199H111ZM173 201V200H172ZM178 201H177V203H178ZM231 201V200H230ZM120 202V201H119ZM125 202V203H126ZM180 202V201H179ZM180 202V203H181ZM127 203V204H128ZM154 203V202H153ZM231 203V202H230ZM174 204H176V203H174ZM215 204H216V202H215ZM237 204V203H236ZM99 205V204H98ZM101 205V204H100ZM103 205V204H102ZM120 205V204H119ZM227 205V206H226ZM118 206V205H117ZM123 206V205H122ZM131 206V205H130ZM175 206V205H174ZM97 207V206H96ZM132 207V206H131ZM130 207V208H131ZM173 207V208H172ZM180 207V208H181ZM212 207H215V206H212ZM229 207V206H228ZM100 208V207H99ZM114 208V207H113ZM117 208V207H116ZM123 208V207H122ZM232 208V207H231ZM71 209H72V211H71ZM120 209V208H119ZM132 209V208H131ZM210 209V208H209ZM213 209V208H212ZM211 209V210H212ZM76 210H77V208H76ZM79 210V209H78ZM232 210V209H231ZM155 211V212H154ZM157 211V212H156ZM77 212V211H76ZM110 212V211H109ZM113 212V211H112ZM125 212V211H124ZM93 213V212H92ZM104 213V212H103ZM119 213V212H118ZM250 213V212H249ZM117 214V213H116ZM115 214V215H116ZM120 214V213H119ZM74 215H76L75 213H74ZM114 215V214H113ZM131 215V216H132ZM79 216V215H78ZM90 216V215H89ZM95 216V215H94ZM118 216V215H117ZM134 217V218H135ZM92 218V217H91ZM263 218V217H262ZM261 218V219H262ZM86 219V218H85ZM94 219V218H93ZM97 220H98V218H97ZM107 220V219H106ZM262 220H264V219H262ZM79 221H81V220H79ZM112 221V220H111ZM117 221V220H116ZM125 221V220H124ZM205 221H206V223H209L208 224V226L210 227L211 225H214L213 227L214 228H212L211 230H210V228L208 227V226H206L207 224H204L205 223ZM261 222H263V221H261ZM90 223V222H89ZM114 223V222H113ZM203 223V224H202ZM211 224V225H210ZM260 224V223H259ZM258 224V225H259ZM260 224V225H261ZM97 227V226H96ZM251 227H253L252 228V230H251ZM138 229V228H137ZM235 231V232H234ZM236 231H239L238 232V234L240 233V238H242L243 237V239L244 240H246V242H242L243 241V239H240V241H241V244H243V243H246V245L244 246V244H243V246H241L242 247V249L243 248H245L246 246L248 247V249H244V250H242L241 252H243V254L240 252V251H238V252H240L241 253V258H238V256H235V253H236V251H235V249H236V247H235V245H237L238 244V242H239V235L237 234V232ZM223 232V233H222ZM98 234V233H97ZM217 234H218V232H217ZM237 234V235H236ZM216 235V234H215ZM99 236H101V235H99ZM213 236V235H212ZM215 237V236H214ZM218 237V236H217ZM245 237H247V238H245ZM102 238V237H101ZM211 237H209V240L206 242L207 244L205 245V246H207V247H205V248H208L209 249V251L211 252V255L210 256H212L211 258L213 259V256H215V251L216 250H218L217 248H216V250H214V248L216 247L212 242H213V239H210ZM232 238V243L231 242H229V240ZM115 239V238H114ZM216 240V239H215ZM214 240V241H215ZM224 240V241H223ZM105 241V240H104ZM202 241L204 242V243H202ZM217 241V240H216ZM113 242V241H112ZM220 242V241H219ZM227 242L229 243V244H227ZM110 243V242H109ZM240 243V242H239ZM219 244V243H218ZM222 245V244H221ZM204 246V245H203ZM223 246V245H222ZM224 246H225V244H224ZM108 247V246H107ZM238 248V247H237ZM115 249V248H114ZM250 249H252L251 251L253 252V254H251L249 257L248 256H246V254L250 251ZM202 250V249H201ZM222 250V249H221ZM239 250H241V248H239ZM247 250V251H246ZM235 251V252H234ZM244 251H246V252H244ZM250 251V252H251ZM255 251V252H254ZM45 252V253H44ZM198 252V251H197ZM250 252L248 253V254H250ZM208 253V252H207ZM213 253V254H212ZM45 254H47V255H45ZM202 255V253H199V255ZM238 254V253H237ZM208 255V256H209ZM240 255V254H239ZM255 255V256H256ZM179 256V257H180ZM208 256H206L207 258H208ZM247 257V258H246ZM258 257L257 258H255V260L256 261H258ZM122 258V257H121ZM215 258V260H216V256L214 257ZM202 259V258H201ZM208 259H210V258H208ZM238 259H240V261L238 262ZM248 259V260H247ZM195 260H197V261H195ZM214 260V259H213ZM214 260V263L216 262ZM220 260V259H219ZM228 260H227V263H228ZM245 260H246V262H248V263H246L245 262ZM212 262V261H211ZM222 262H223V260H222ZM220 263H221V261H220ZM219 262H216L215 264H220ZM225 262H223V264H224ZM183 264V263H182Z\"/></svg>",
	"mask_w": 264,
	"mask_h": 264
}]
</instances>
